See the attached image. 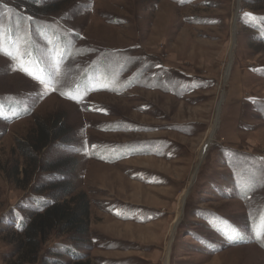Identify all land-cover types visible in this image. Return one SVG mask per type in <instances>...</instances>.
<instances>
[{
	"label": "rangeland",
	"instance_id": "1",
	"mask_svg": "<svg viewBox=\"0 0 264 264\" xmlns=\"http://www.w3.org/2000/svg\"><path fill=\"white\" fill-rule=\"evenodd\" d=\"M55 121L83 264H264V0H0V264L46 180L18 144Z\"/></svg>",
	"mask_w": 264,
	"mask_h": 264
},
{
	"label": "trees",
	"instance_id": "2",
	"mask_svg": "<svg viewBox=\"0 0 264 264\" xmlns=\"http://www.w3.org/2000/svg\"><path fill=\"white\" fill-rule=\"evenodd\" d=\"M57 123L55 121L48 127L37 125L36 137L26 138L18 144L27 165L22 171L24 179L31 178L37 170L46 179L33 190L36 198L30 200L36 208L28 214V221L20 220L18 232L13 233L19 239L14 243L12 255L17 257L18 264H83L85 259L79 249L89 234L90 204L87 196L69 182L70 162L62 159L48 162L41 154L65 134L64 126L55 133ZM40 193L47 195L41 198ZM9 226L13 229L12 224ZM49 239H55L54 245L44 249ZM64 255L73 261L63 262Z\"/></svg>",
	"mask_w": 264,
	"mask_h": 264
},
{
	"label": "bare ground",
	"instance_id": "3",
	"mask_svg": "<svg viewBox=\"0 0 264 264\" xmlns=\"http://www.w3.org/2000/svg\"><path fill=\"white\" fill-rule=\"evenodd\" d=\"M9 107V106H8ZM21 111V110H20ZM26 111V110H25ZM17 112V111H16ZM214 129V125H211V130H213ZM212 135V132H210L208 135H207V137H206V139H205V141L203 142V146L199 149V151H198V154H197V159H196V164H195V166H194V168H193V170H192V173H191V175H190V177H189V185L191 184V182L193 181V179H194V177H195V174H196V172H197V168H198V165H199V163H200V161L202 160V158H203V156L205 155V153H206V150L208 149V147L210 146V143H211V136ZM186 193V192H185ZM184 193V194H185ZM180 214H181V208H179L178 209V213H177V216H180ZM166 258H167V255H166V257H165V261H166ZM164 264H165V262H164Z\"/></svg>",
	"mask_w": 264,
	"mask_h": 264
}]
</instances>
